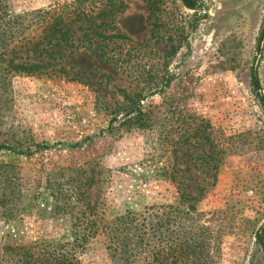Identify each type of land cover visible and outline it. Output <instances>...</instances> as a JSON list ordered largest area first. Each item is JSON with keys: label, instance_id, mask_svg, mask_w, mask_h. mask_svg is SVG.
<instances>
[{"label": "rangeland", "instance_id": "374dc122", "mask_svg": "<svg viewBox=\"0 0 264 264\" xmlns=\"http://www.w3.org/2000/svg\"><path fill=\"white\" fill-rule=\"evenodd\" d=\"M70 1L5 0L16 15ZM124 2L113 33L131 43L117 44L115 64L81 50L62 66L72 80L0 81V246L70 243L100 214L162 205L171 219L147 246L126 241L129 264L159 251L160 264H264V111L250 87L256 68L264 96V0ZM126 98L143 125L126 121ZM176 181L191 197L204 188L193 211ZM82 238L79 264L127 263L100 230Z\"/></svg>", "mask_w": 264, "mask_h": 264}, {"label": "trees", "instance_id": "16d2710c", "mask_svg": "<svg viewBox=\"0 0 264 264\" xmlns=\"http://www.w3.org/2000/svg\"><path fill=\"white\" fill-rule=\"evenodd\" d=\"M180 1L190 10L197 11L201 7V0ZM125 9L124 0H71L47 10L37 9L16 15L9 10L5 0H0V81L4 84L6 78L20 75L72 80L62 66L81 50H95L100 60L110 66L115 64L118 59L115 50L117 44L131 43L126 36L113 33L117 17L124 13ZM250 87L264 111V96L261 94L256 68L251 69ZM126 99L128 104L123 107L126 121L143 125L145 114L139 101ZM214 143L216 151L213 153L217 156L218 164L226 152L220 148L218 137ZM215 181L216 174L213 175L212 186ZM176 183L181 200L188 202L187 211H193V201L202 197L204 188L198 190L196 198L186 193L182 182ZM85 208L92 219L98 218L97 213L93 211L94 206L90 208L85 204ZM166 209L167 206L162 205L150 206L140 213L128 212L109 222L100 214V225L88 219L83 228L86 233L82 236L90 237L100 230V234L107 235L110 245L116 244L110 248V255L124 261L128 259L126 264H129L131 253L125 248L129 243L126 241L139 237L138 243L147 246L150 237L160 238L161 228L171 219L170 212ZM146 227L152 228V232H147ZM78 233L79 231L75 232L77 238L73 242L66 244L5 242L0 246V264H79L77 251L83 249L86 244ZM256 240L264 253V228L257 232ZM159 253L161 255V251ZM159 253L147 264H160L162 259ZM125 255L126 258H123ZM172 264H182V258L176 256Z\"/></svg>", "mask_w": 264, "mask_h": 264}]
</instances>
